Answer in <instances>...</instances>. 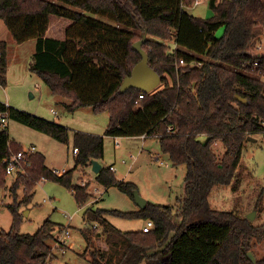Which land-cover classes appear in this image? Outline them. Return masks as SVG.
I'll return each instance as SVG.
<instances>
[{
  "label": "trees",
  "instance_id": "16d2710c",
  "mask_svg": "<svg viewBox=\"0 0 264 264\" xmlns=\"http://www.w3.org/2000/svg\"><path fill=\"white\" fill-rule=\"evenodd\" d=\"M193 1L0 0V21L15 42L35 40L30 70L53 95L69 99L64 106L67 110L92 107L95 112L106 111L105 135L155 136L174 165L186 166L185 193L178 209L147 202L145 208L131 212L83 211L89 227L82 234L92 264H264L262 259L253 262L247 254L253 238H264V224L255 226L246 216L214 208L209 199L214 186L232 182L248 136L264 132V51L255 49L256 31L264 27V0H209L212 15L206 18L186 11ZM219 27L224 30L217 37ZM145 31L143 48L161 83L150 92L133 87L121 92L122 79L141 59L132 44ZM7 45L0 40L2 86L6 83ZM180 58L201 64L178 66ZM254 60L257 68L251 65ZM140 94L143 97L136 102ZM236 94L246 103L236 100ZM0 112L60 142L68 141V128L55 121L2 101ZM201 134L205 141L198 138ZM217 142L225 147L221 158L212 150ZM73 148L77 149L73 169L87 167L92 159L103 158L104 138L76 131ZM21 149L3 126L0 186L8 175L7 159ZM26 160L29 164L15 172L10 186L12 223L7 230L0 227V264H47L54 258L48 243L56 226L53 221L46 219L34 234L19 232L18 206L29 202L41 179L72 189L78 204L89 197L86 184L72 185L73 169L58 175L36 151ZM96 180L105 188L115 185L132 198L137 188L133 182L117 179L109 167L101 166ZM20 186L24 196L17 201ZM107 215L151 220L152 227L122 231ZM98 225L101 233L96 232ZM100 235L105 246H92L93 238Z\"/></svg>",
  "mask_w": 264,
  "mask_h": 264
},
{
  "label": "rangeland",
  "instance_id": "374dc122",
  "mask_svg": "<svg viewBox=\"0 0 264 264\" xmlns=\"http://www.w3.org/2000/svg\"><path fill=\"white\" fill-rule=\"evenodd\" d=\"M64 6L75 9L71 5ZM186 11L201 18L212 15L209 0H200L199 3L186 7ZM86 14L96 17L90 13ZM56 25L60 26V24ZM223 30V27H219L215 31V36H221ZM11 37V32L5 23L0 21V39L8 43L6 83L4 86L0 85V101H9L11 107L67 127L69 137L67 142H60L47 133L9 118L4 125L0 124V129L5 126L9 138L22 147L35 146L36 152L44 156V163L48 168L66 171L74 168V132L103 136L104 151L100 160L103 167L108 168L112 165L113 174L117 179L135 183L136 190L147 202L171 205L178 209L179 199H182L185 193L186 166L174 165L161 151L155 136H147L144 139L138 136L119 137L117 138L119 144L116 145L114 137L105 135L109 121L106 111L95 112L92 107L67 110L60 101L53 99L56 97H51L48 86L30 70L35 52V40L17 43ZM167 43L171 47L175 46L172 41ZM50 107L57 113H50ZM249 137L250 139L247 138L244 142L237 173L232 182L228 185L214 186L209 199L214 208L232 211L239 216H247L254 211L251 222L259 226L264 224V132L251 134ZM198 138L205 141L206 136L201 134ZM212 150L221 158L225 147L221 142H217L213 144ZM15 176V173H9L5 184L0 186V227L5 230L9 229L12 223V214L8 205L14 202L10 186ZM82 181L86 184L85 192L89 194L83 204L77 203L72 189L52 179H41L34 187L29 202L18 206L21 215L20 233L34 234L46 219L56 224L52 232L53 237L48 241L53 247L54 254L49 264H92L82 234V231L89 227L83 217L86 208L116 209L122 212L140 209L130 195L123 193L115 185L108 186L101 196L94 199L90 194L91 188L96 186L104 189V186L96 180V173L92 171L91 166H78L73 169L72 185H79ZM23 196L24 190L20 186L17 189V201ZM90 201L94 202L90 203ZM106 218L114 227L122 231L151 228L147 226L148 220L143 218H124L118 215H107ZM60 227H63L62 231H59ZM64 229L68 230L69 236L64 239L63 245L56 244V241L63 237ZM101 231V226L98 225L96 232L101 233ZM250 245L249 251L254 255L255 260L262 259L264 262V238L261 240L253 238ZM92 246H105L103 235L94 237ZM140 264L146 262L142 261Z\"/></svg>",
  "mask_w": 264,
  "mask_h": 264
},
{
  "label": "water",
  "instance_id": "95a60500",
  "mask_svg": "<svg viewBox=\"0 0 264 264\" xmlns=\"http://www.w3.org/2000/svg\"><path fill=\"white\" fill-rule=\"evenodd\" d=\"M146 31L142 34V37L132 44L133 50L137 51L141 59L132 67L129 75L124 76L120 84V91L124 92L128 88H137L145 92H150L161 83V76L149 65L147 52L143 48V44L146 41ZM235 99L246 103V99L240 95H235ZM248 139L250 137L248 136ZM91 169L94 173H98L101 169V164L98 160L92 159L90 161ZM133 199L140 209L145 208L147 200H145L138 191L135 189L132 192ZM249 220H253L254 211L246 216ZM249 258L255 262V257L251 251L247 252Z\"/></svg>",
  "mask_w": 264,
  "mask_h": 264
},
{
  "label": "built area",
  "instance_id": "2783aa9c",
  "mask_svg": "<svg viewBox=\"0 0 264 264\" xmlns=\"http://www.w3.org/2000/svg\"><path fill=\"white\" fill-rule=\"evenodd\" d=\"M200 0H194L193 1V4H197L199 3ZM256 34H257V38H256V43H255V49L257 51H264V27H259L256 31ZM201 64L200 61L198 60H191L190 62L186 61L185 59L183 58H180L179 61H178V66H199ZM251 65L254 67V68H257V66L259 65L258 64V61L257 60H254ZM260 73V72H259ZM261 79L264 81V73H261ZM143 97L142 94L139 95L138 99L136 100V102H139V100H141ZM51 112L52 113H56V110L54 109H51ZM7 120V117H6V113H2L0 112V124L1 125H4V123L6 122ZM172 130V127L169 126L168 127V131H171ZM142 139H144L146 136L143 134L140 136ZM117 138H119L118 136H114V140H115V144L118 145L119 142L117 140ZM36 151V148L35 146L33 145H30L28 147H22V149L16 153H13L8 159H7V164H6V173H15L17 170H21L22 169V166L23 165H28L29 162L26 160V157L35 152ZM77 152V149L76 148H73V153L75 154ZM25 161L21 163V161ZM122 162H125L124 160H122ZM109 169L110 170H113L114 171V168L112 165L109 166ZM54 172L58 175H62L63 172L65 171L64 169H61V170H57V169H53ZM82 185L85 184L84 181L81 182ZM105 187L104 189H99L98 187L96 186H93L90 190V194L92 195V197L94 199H97L99 196H101V194L105 191ZM94 201H90V203H93ZM147 226L148 227H152V221L151 220H148L147 221ZM63 234V237L60 238L58 241H56V244H64V239L67 238L69 236V232L67 229H64V232L62 233ZM49 264V263H47Z\"/></svg>",
  "mask_w": 264,
  "mask_h": 264
},
{
  "label": "crops",
  "instance_id": "0c3cea01",
  "mask_svg": "<svg viewBox=\"0 0 264 264\" xmlns=\"http://www.w3.org/2000/svg\"><path fill=\"white\" fill-rule=\"evenodd\" d=\"M12 38V37H11ZM0 40H2V39H0ZM30 40H34V39H29V40H27V41H30ZM24 42H26V41H24ZM23 42V43H24ZM50 91V90H49ZM51 93V92H50ZM51 95V97H56V98H53V99H56V101H60V103L62 104V105H64L65 106V104L66 103H69V99L68 98H66V97H62V96H58V95H53L52 93L50 94ZM64 98V99H63ZM52 99V98H51ZM65 99H67V100H65ZM9 103V101H5V104H7V105H9L8 104ZM51 109H53L52 107H50L49 108V111H50V113H52L51 112ZM36 113H38L37 111H35ZM57 113V112H56ZM39 114V113H38ZM138 137H140V136H138ZM141 138V137H140ZM146 138V137H145ZM142 139V138H141ZM100 162V161H99ZM102 166V165H101Z\"/></svg>",
  "mask_w": 264,
  "mask_h": 264
}]
</instances>
